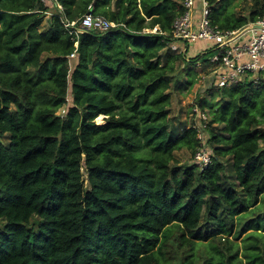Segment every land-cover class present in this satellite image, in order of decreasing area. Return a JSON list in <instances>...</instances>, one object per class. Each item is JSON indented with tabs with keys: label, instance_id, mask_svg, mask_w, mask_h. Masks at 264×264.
I'll use <instances>...</instances> for the list:
<instances>
[{
	"label": "trees",
	"instance_id": "obj_1",
	"mask_svg": "<svg viewBox=\"0 0 264 264\" xmlns=\"http://www.w3.org/2000/svg\"><path fill=\"white\" fill-rule=\"evenodd\" d=\"M177 1L0 0V264H264V73L177 125L181 77L218 52L171 54ZM207 1L222 30L264 17V0ZM90 6L125 27L79 32Z\"/></svg>",
	"mask_w": 264,
	"mask_h": 264
},
{
	"label": "built area",
	"instance_id": "obj_2",
	"mask_svg": "<svg viewBox=\"0 0 264 264\" xmlns=\"http://www.w3.org/2000/svg\"><path fill=\"white\" fill-rule=\"evenodd\" d=\"M180 6L182 12L174 19L170 33L165 34L172 41L169 48L175 53H182L183 45L200 41L210 42L213 47H217L218 52L211 57L209 63L214 67L213 74L216 78L209 87H229L238 84L249 74L264 73V17L243 29L222 30L213 24L207 0H180ZM90 10L91 12L82 18L79 32L110 31L125 27L103 16L94 15L92 6ZM75 25L76 22L67 24V26ZM148 32L157 33L158 31L154 29ZM244 58L248 59L244 60ZM221 70L225 72H220ZM256 78L259 80L258 77ZM193 111L203 121L207 119L206 112H202L198 106L193 107ZM198 131L200 132L199 138H203L199 128ZM195 162L202 169L206 168L211 163L208 150H199ZM1 194L0 186V196Z\"/></svg>",
	"mask_w": 264,
	"mask_h": 264
},
{
	"label": "rangeland",
	"instance_id": "obj_3",
	"mask_svg": "<svg viewBox=\"0 0 264 264\" xmlns=\"http://www.w3.org/2000/svg\"><path fill=\"white\" fill-rule=\"evenodd\" d=\"M236 2H238V1H236ZM239 2L240 3H238V6H237L238 11L245 4V2L242 0H240ZM47 28H48V25L45 22L41 26L40 31H45ZM148 33L149 32L147 31V34ZM205 42H207V41H200L198 43L191 45L189 47L188 55L192 56V55L201 54V52L206 50V48H207V44ZM207 43L210 44V48L213 47L212 43H210V42H207ZM204 47H206V48H204ZM172 53H174V52L172 51L171 54ZM216 53H217V51L214 53L212 51L211 53H209L208 56H211V55L216 54ZM183 67L185 70L193 69L192 66H184L183 65ZM193 67H194V72L196 73L195 79L197 80V82L192 87H189L188 85L185 86V84L187 83V80H189V78H192L191 76L188 75V72H185L187 74L184 73L183 76L181 77V79H183V81H184L183 88L181 90H179L178 92L173 93V98H172L173 104L171 106V111L173 113V116L177 117V120H175L177 125H179L180 121H183V122H187L191 126L192 123L194 122V120L197 119V117L194 116V111H193V107L198 106L197 104L195 105V103L197 101L196 98L199 95L200 96L206 95L210 98V96L205 94V93H206L207 89L210 88L209 86L212 85V82L216 78L215 74H213V70H212L211 65L206 66L201 62L200 65H196ZM260 78L264 79V76H262ZM207 110H208L206 112L207 119L205 121H208L210 119L209 118L210 117V115H209L210 109L207 108ZM179 118H180V120H179ZM105 119H106L105 116H100L99 118L96 119V122L98 124H104ZM196 125L199 128V130H201L202 135H205L204 129L201 128L202 125L201 124H196ZM204 127H205V125H204ZM176 158L180 161L181 165L190 163V161H189L190 160V154L188 153V151L186 149H182L180 151H177L176 152ZM260 202L264 203L263 197L260 199Z\"/></svg>",
	"mask_w": 264,
	"mask_h": 264
},
{
	"label": "crops",
	"instance_id": "obj_4",
	"mask_svg": "<svg viewBox=\"0 0 264 264\" xmlns=\"http://www.w3.org/2000/svg\"><path fill=\"white\" fill-rule=\"evenodd\" d=\"M46 2L48 3V6L49 7H51V5H54V2H53V0H46ZM179 4H180V0H178L177 1ZM58 7H59V9H61V6L58 4ZM55 9H53V11H54ZM197 14H198V11H197ZM199 16V15H198ZM147 23H149V22H147ZM148 25V24H147ZM157 30V31H160V26H156L155 28H151V27H146L144 30H143V32L144 33H146L147 34V31H150V30ZM196 43H198V42H196ZM206 44H207V48L206 47H204V48H206V50H204V51H202L201 53H206V51H208V49H211L210 48V44L209 43H207V42H205ZM193 44H195V43H192V44H189L190 46L191 45H193ZM202 48V47H201ZM192 56H195V55H192ZM248 58H244V60H247ZM213 66H212V70H213ZM220 72H225V70H221ZM212 74V73H211Z\"/></svg>",
	"mask_w": 264,
	"mask_h": 264
},
{
	"label": "water",
	"instance_id": "obj_5",
	"mask_svg": "<svg viewBox=\"0 0 264 264\" xmlns=\"http://www.w3.org/2000/svg\"><path fill=\"white\" fill-rule=\"evenodd\" d=\"M85 160H86V157H84V160H83V166H84V167L86 166V162H85Z\"/></svg>",
	"mask_w": 264,
	"mask_h": 264
}]
</instances>
